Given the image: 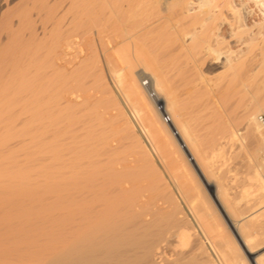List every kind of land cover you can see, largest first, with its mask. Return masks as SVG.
I'll return each mask as SVG.
<instances>
[{
  "label": "bare ground",
  "instance_id": "obj_1",
  "mask_svg": "<svg viewBox=\"0 0 264 264\" xmlns=\"http://www.w3.org/2000/svg\"><path fill=\"white\" fill-rule=\"evenodd\" d=\"M16 1L15 7L9 3L8 10H0V101L11 97L18 113L26 115L10 123L27 129L28 156L43 165L47 180L72 182L57 191L62 212L74 213L79 226L72 238L64 235L57 264L102 256L141 264H185L172 257L194 258L199 264H250L220 240V232L186 197L155 200L126 178L141 166L160 165L168 134L202 172L189 148L183 114L164 98L163 77L142 67L169 49L187 53L193 72L204 68L211 55L217 54L216 61L223 56L229 72L246 70L234 79L240 103L247 105V128L245 134L224 137L204 164L211 173H222L235 150L244 152L248 173L238 199L248 212L236 210L244 216V228L222 205V197L229 196L225 185L217 187L215 201L245 251L263 239L264 125L259 117L264 113V0ZM250 3L260 10L261 20L253 16L256 11L243 12ZM175 24L185 29V38L170 33ZM228 39H236L239 50ZM148 74L159 103L143 87ZM204 76L202 70L195 73L196 85ZM164 113L171 123L163 121ZM124 148L133 155L115 160ZM232 177L230 182L238 185V176ZM165 244L173 247L172 255L164 253ZM255 264H264V256Z\"/></svg>",
  "mask_w": 264,
  "mask_h": 264
},
{
  "label": "rangeland",
  "instance_id": "obj_2",
  "mask_svg": "<svg viewBox=\"0 0 264 264\" xmlns=\"http://www.w3.org/2000/svg\"><path fill=\"white\" fill-rule=\"evenodd\" d=\"M3 2L0 3V10H5L9 3L8 7H12L17 1L8 0L5 4ZM255 7L253 3L249 6L245 5L243 12L252 10L253 15L256 11L253 16L259 21L262 19L261 12L259 13L260 10ZM255 24L251 22V26ZM171 27L170 33L174 36L180 38L185 36L186 31L180 24ZM255 28L253 29L256 30ZM225 30L226 28H223V31ZM169 40L170 38L167 37L166 42ZM235 41L237 42L236 39H228V42L234 46L232 48L239 50V44L236 45ZM170 51L169 49L158 53L154 62L151 60L150 65L147 64L146 67L143 65L142 68L146 70L148 68V73L157 71L163 77L164 98L174 102L176 109L183 114L188 128L189 148L196 158V163L202 164V172L197 169L195 161L189 159V154L187 155L179 145H176L172 136L168 134L162 142L164 145L161 148L160 165L155 168L148 165L141 166L128 174L126 179L141 193L150 194L155 200H167L174 195L186 197L189 204L201 213L204 221L212 229L220 232L222 242L229 243L246 257L250 264H255L257 258L264 256V237L252 243L250 252L245 251L223 210L224 206L232 219L241 222L240 229L244 228L245 224L241 221L244 216L236 210L240 209L242 213L248 212L245 203L238 199L244 177L248 173L247 163L244 160L246 155L244 152L239 153V149L235 150L229 167L222 173L216 169L215 173H211L204 164V159L213 149H218L224 137L237 132L246 133L247 123L243 117L247 105L240 103L239 84L234 79L246 70L229 72L224 66L223 56L216 61L217 54H213L210 57L212 60L208 59L204 68L202 66L197 70L198 73L202 70L205 76L204 82L196 85L193 78L197 71L193 72L190 69L192 67H189L191 64L187 53ZM146 80L152 83L149 74L144 75L143 82ZM16 108L11 97L0 101V115H2L0 118V264H57L61 258L55 257L63 246L64 235L68 233L72 238L79 226L75 221L74 213L62 212L61 199L57 191L60 187L70 186L72 182L48 181L44 175L43 165L29 158L27 129L10 123L13 120L25 119L26 115L18 113ZM259 121L264 125V113L260 115ZM247 144L252 146L253 139H249ZM133 153L131 149L124 148L114 156V159H128ZM235 175L239 178L238 185L230 182ZM207 180L212 184L206 185ZM219 184L229 189V196L222 197V207L215 201ZM168 245L165 244L163 249L166 251L164 253L170 256L173 247ZM76 259L69 258L70 261ZM170 259H183L185 264H199L194 258ZM81 264H141V262L102 256L83 258Z\"/></svg>",
  "mask_w": 264,
  "mask_h": 264
},
{
  "label": "built area",
  "instance_id": "obj_3",
  "mask_svg": "<svg viewBox=\"0 0 264 264\" xmlns=\"http://www.w3.org/2000/svg\"><path fill=\"white\" fill-rule=\"evenodd\" d=\"M143 86L146 88V89H148V91H149V95H150V97H151V99H153L154 101H156V102H158L159 103V100H158V96L156 95V93L153 91V90H151V84H150V82L149 81H144L143 82ZM158 109L161 111L162 109H163V107L161 106V104H158ZM163 121L166 123V124H169V123H171V117L169 116V114H167V113H164L163 114Z\"/></svg>",
  "mask_w": 264,
  "mask_h": 264
}]
</instances>
